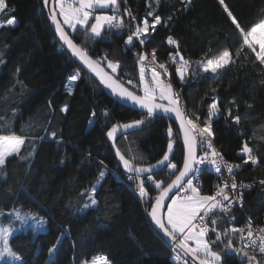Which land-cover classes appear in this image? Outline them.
I'll list each match as a JSON object with an SVG mask.
<instances>
[{
  "label": "trees",
  "instance_id": "trees-1",
  "mask_svg": "<svg viewBox=\"0 0 264 264\" xmlns=\"http://www.w3.org/2000/svg\"><path fill=\"white\" fill-rule=\"evenodd\" d=\"M7 2L9 13L15 16L17 24L12 28L0 29V52L6 58V63L0 65V117L3 118L0 124L9 123L18 134L22 126L30 124L28 137L42 136L44 140L36 141L38 151L30 164L18 157L10 158L7 179L0 177V208L11 212L13 207H20L35 211L47 220L45 230L21 231L10 238V244L23 255L26 264H49L48 248L57 242L58 237L61 243L55 253L56 264H82L99 254H107L114 264H183L182 258L152 227L148 203L140 202L131 188L135 184L126 179L107 142L106 132L113 123L130 122L140 119L143 114L110 100L71 59L47 22L42 0ZM217 3L218 0H193L188 10L184 11L180 0H161L158 8L153 0L152 9L165 23L149 33L143 50L150 53L152 48L157 49L158 62L166 63L174 89L181 92V99L189 114L195 112L200 116L201 124L206 119L207 105L211 103L210 89H217L215 95L221 112L213 118V143L225 160L242 164L239 150L243 142H249L254 151L264 152V139H261L264 137V84L261 83L264 71L261 66L258 62L252 63V56L249 55L237 60L215 80L209 74H204L188 83H181L175 74L176 65L168 55L170 51L174 54L175 49L166 43L169 35L178 39L181 55L192 61L193 67L205 53L212 56L224 48L234 51L238 45L234 25L222 32L213 28L197 31L191 45L186 46L189 31L184 24L204 19ZM225 3L229 8L237 4L246 9L237 17L243 26L258 20L264 10V0H225ZM121 7L124 9L126 6L121 3ZM127 7L137 17V23L149 10L146 0H128ZM169 16H173L170 22L167 20ZM148 19L151 23V18ZM126 21L129 22L128 17ZM69 34L76 43L87 47L93 58L109 53V59L121 61L118 75L123 78L126 87H132L126 83L127 79L138 82L139 65L134 53L141 49L138 46L125 49L123 37L127 32H105L102 39L90 38L83 30ZM5 45L9 47L5 48ZM18 66L21 68L19 79L26 86L23 89L19 85L12 88ZM102 67L111 74L105 64ZM76 71L80 72L81 79L70 81L69 76ZM69 86L74 90L71 96L66 93ZM205 93H208L207 98ZM232 98L239 104L238 109H233L234 115L242 117L239 125L231 123L226 117V109L231 107L229 101ZM48 101H51L52 109H49ZM65 103L69 106L66 114L60 112ZM247 104L253 107L248 108ZM14 108L15 113L12 111ZM104 108L110 113L107 122L101 114ZM93 110L97 113L96 123L90 125ZM169 125L177 135V129L169 120L156 117L138 129L119 132L116 147L126 158L135 156L137 159L134 162L137 164L155 163L166 150ZM53 131L58 137L62 136V143L48 138ZM182 153V143L178 141L174 145V162L178 166L182 164ZM62 158L63 164L60 163ZM99 161H104L106 176L97 183L101 168ZM29 170L31 174L25 179V173ZM235 171L238 179L252 184L253 188L244 193L242 210L233 209L230 216L217 214L222 217L217 224L221 232L231 227L241 228L249 217L254 224H264V190L258 184L260 179H264V155L260 156L258 166L249 163ZM167 172L164 169L155 178L170 182L174 177L167 176ZM17 178L25 180L23 187L16 183ZM199 179L202 193L210 194L214 181L212 170H204ZM93 185L97 189L95 198L98 204L77 211L83 203L90 202L81 193ZM9 187L11 192L7 191ZM146 187L151 197L158 194L153 186L146 184ZM232 216L235 219H231ZM3 218L0 217V220ZM61 232L65 234L60 236ZM210 235L214 238V234ZM239 236L237 233L233 237L237 247L243 244ZM226 264H241V258L235 254L228 255Z\"/></svg>",
  "mask_w": 264,
  "mask_h": 264
},
{
  "label": "snow or ice",
  "instance_id": "snow-or-ice-1",
  "mask_svg": "<svg viewBox=\"0 0 264 264\" xmlns=\"http://www.w3.org/2000/svg\"><path fill=\"white\" fill-rule=\"evenodd\" d=\"M153 0H146L149 10L146 16L137 23V17L127 7L128 0H53L54 6L49 9V15L52 23L55 25V31L58 34L60 44L65 50L75 58L84 68L88 70L99 84L108 90L114 103L130 105L134 109L142 112L140 119H134L125 123H113L106 132V137L115 149V155L118 157L119 165L126 174V179L135 184L136 194L139 199L148 203L150 211L148 215L162 234L168 238L177 248L178 253L184 257V264H226V256L235 254L241 258V264H262L264 262V235L254 236L251 217L247 225L245 235L244 228L231 227L221 232L217 228L218 221L222 219L217 214L230 216L234 207L238 206L241 210L244 208V193L241 189L250 190L252 184L237 183L234 169H240L243 165L249 163L258 166L260 156L264 152L254 151L249 142H243L239 150L243 163L233 164L225 160L223 154L215 147L213 140L215 131L213 129V118L220 114L221 109L219 100L215 95L216 88L210 89L212 93L211 103L207 105L206 119L201 124L200 116L192 112L189 114L181 100V92L174 89L171 83V73L166 63L158 62L157 49L154 47L151 52L143 50V46L149 39V33L155 32L158 25L165 22L162 17L152 9ZM161 0H154L157 8ZM121 3L126 7L123 9V15L120 13ZM186 11L192 5L193 0H180ZM223 11L226 13L238 38V45L235 50L224 48L219 53L209 56L205 53L204 57L195 62L185 59L180 53V42L172 35L167 36L166 43L175 49V53L169 52V60L175 65V74L179 77L181 83H188L190 80L200 78L204 74H209L212 79L218 78L224 71L232 66L237 60L252 56V63L258 62L264 71V10L258 20L249 25L243 26L237 16L233 14L225 0H218ZM50 0H43V5L49 7ZM108 9L112 14L102 10ZM181 9H177L180 11ZM62 18V22L57 17ZM125 17L129 22L125 23ZM151 18V23L148 18ZM173 16L167 18L168 22ZM17 24L14 15L9 13V4L7 0H0V29L12 28ZM65 26L76 32L83 30L93 39H102L105 32L120 34L127 29V34L123 37L125 49L136 48L140 46V51L135 52L136 62L139 65V80L134 82L127 79L126 83L131 85V89L122 82L123 78L118 75L121 67V61L109 59V53L93 58L89 55L87 47H82L76 43L65 31ZM166 26V25H165ZM231 39V37H226ZM9 47L5 45V48ZM209 52H212L209 49ZM178 58V59H177ZM6 63L5 54L0 52V65ZM105 64L111 70V74L102 67ZM21 68L15 69V83L23 89L26 87L23 81L19 79ZM207 78V77H206ZM81 79L79 71L69 76L70 81ZM264 84V80L261 81ZM11 89H9V92ZM71 86L66 88L68 96L73 95ZM139 93V94H138ZM208 97V93H205ZM231 107L226 109V117L231 123L239 125L242 117L239 114H233V109H238L235 98L229 101ZM49 109H52L51 101H48ZM248 108L253 107L247 104ZM13 113L16 109H12ZM69 106L67 103L61 106L60 112L67 113ZM105 122L110 117L107 108L101 113ZM169 115L179 124L178 136H182L183 153L182 164L178 166L174 162V145L178 142L177 135H174L171 125L168 126L166 150L160 159L155 163L137 164L134 161L135 156L126 158L125 154L116 147L117 134L123 129L135 130L146 125L152 119L163 115ZM97 113L91 112L89 124L96 123ZM0 119H3L0 117ZM31 125H24L20 128L19 134L9 123L0 124V177L7 179V168L11 163L10 158H19L21 161L32 162L35 153L38 151L36 141H43L44 137H28L27 133ZM57 143H62V136L58 137L56 132H51L49 137ZM264 139V137H261ZM27 141V146H26ZM22 148L24 152L22 153ZM198 148L200 155L197 154ZM89 157L91 153H88ZM64 163V158L60 160ZM101 165L98 171L97 183L104 180L106 176V166L104 161H99ZM204 166V167H202ZM226 169L231 178V184L227 182L218 184L215 192L211 195L202 193L200 175L204 170H214L220 174L221 170ZM167 169V176L174 177L167 182L165 179H156V174ZM30 170L25 173V179L30 176ZM16 183L20 187L24 186L25 180L17 178ZM147 185L153 186V190L158 194L153 198L150 196ZM258 184L264 190V179H260ZM231 190V194L225 189ZM7 191L11 192L9 187ZM97 189L95 185L81 195H86L87 200L77 211L90 209L98 204L95 198ZM171 194V195H170ZM166 200L170 203L165 204ZM166 208V211H165ZM0 217H5L7 223L0 222V261L8 258L10 261H17L19 264H26L23 255L14 249L10 244V238L19 233L16 223L19 222L20 228L30 226L34 229H45L47 220L33 211L22 212L20 208L13 207L11 212H6L0 208ZM231 219H235L234 216ZM31 221V225L29 222ZM264 233V229H260ZM210 233L214 234V238ZM239 233V239L243 242L241 247L233 243V237ZM26 234V233H25ZM65 233L61 232L60 236ZM259 241V242H258ZM61 243L60 238L48 248L49 264H56L55 253ZM219 248V251L214 250ZM190 258V259H189ZM88 264V262H82ZM90 264H114L107 254L94 256Z\"/></svg>",
  "mask_w": 264,
  "mask_h": 264
},
{
  "label": "rangeland",
  "instance_id": "rangeland-1",
  "mask_svg": "<svg viewBox=\"0 0 264 264\" xmlns=\"http://www.w3.org/2000/svg\"><path fill=\"white\" fill-rule=\"evenodd\" d=\"M105 10H108V9H105ZM230 10H232L233 14L235 16H237V17H238V15L246 12L245 8H243V7H241V6L237 5V4H234L230 8ZM109 11H104V12H107L108 14H111ZM59 19L62 22V18L59 17ZM184 25L189 31L188 35H187V38H186V46L189 47L191 45V43H192L193 35H194L195 32L200 31L202 29H206V28H213V29H216V30L222 32V31H224L227 27H229L232 24H231L229 18L227 17L226 13L223 11L221 5L219 3H217L215 5V7L211 10V12L209 13V15L207 17H205L202 20L189 21V22L185 23ZM65 28L69 32H72V30L68 29L66 26H65ZM108 70L111 73V70L110 69H108ZM132 188H133V190L136 189L135 185L132 186ZM169 203H170V201H169ZM17 208H20V207H17ZM20 210L22 212L31 211V210H25V209H22V208H20ZM165 211H166V209H165ZM33 212H35V211H33ZM38 215L44 217L43 215H41L39 213H38ZM0 222L7 223V220L5 218H3V219L0 220ZM29 225H31V221L29 222ZM16 226L19 229V232L25 231L27 229H33L36 232L45 230V229L41 230V229H38V228L34 229V228L30 227V226H24L23 228H20L19 222L16 223ZM90 261H88V264H90ZM2 262H6V263H10V264H19V262L10 261V260H8V258H5V260L0 261V263H2ZM182 263L184 264V261H182Z\"/></svg>",
  "mask_w": 264,
  "mask_h": 264
},
{
  "label": "water",
  "instance_id": "water-1",
  "mask_svg": "<svg viewBox=\"0 0 264 264\" xmlns=\"http://www.w3.org/2000/svg\"><path fill=\"white\" fill-rule=\"evenodd\" d=\"M54 6V4H53V0H50V4H49V7H45L44 5H43V0H42V7H43V11H44V14H45V17H46V19H47V22L49 23V26H50V28H51V30L53 31V33H54V35H55V37H56V39L58 40V42H59V37H58V34L56 33V31H55V25L52 23V21H51V19H50V15H49V9L51 8V7H53ZM58 19H59V17H57ZM66 31V30H65ZM60 43V42H59ZM61 45V44H60ZM62 46V45H61ZM62 48H64L63 46H62ZM65 49V48H64ZM66 51V50H65ZM67 52V51H66ZM67 54L71 57V55L67 52ZM71 59L89 76V77H91L95 82H96V84L99 86V88L102 90V92L110 99V100H112L113 101V99H112V97L109 95V93H108V90H106V89H104L103 88V85H100L99 84V81H98V79L97 78H95L94 77V75L93 74H91L90 72H88V70L86 69V68H84L75 58H73V57H71ZM106 71V70H105ZM117 104H119V105H121V106H123V107H125V108H128V109H131V110H133V111H135V112H140V113H142L140 110H138V109H134L133 107H131L130 105H123V104H120V103H117ZM160 117H163V118H166L167 120H169L174 126H175V128L177 129V131H178V129H179V124H178V122H176L175 120H174V118H172V117H170L169 115H167V114H165V115H163V116H160ZM121 132H125L123 129H122V131ZM178 141L180 142V143H182V145H183V141H182V136H179V138H178ZM107 142H108V144H109V146H110V148H111V150H112V152H113V154L115 155V149L112 147V145H111V142L108 140V138H107ZM197 154H198V150H197ZM115 157H116V155H115ZM116 159H117V162H118V157H116ZM118 164H119V162H118ZM120 166V165H119ZM121 167V166H120ZM122 168V167H121ZM123 170V169H122ZM171 195V194H170ZM169 201L170 200H166L165 201V204H167V203H169ZM166 209V208H165ZM150 211V209L148 210V212ZM148 217H149V220H150V222H151V225H152V227L163 237V239L167 242V244L171 247V248H173L174 249V251L182 258V260L184 261V257H182V255H180L179 253H178V250H177V248L175 247V245L168 239V238H166L163 234H162V232L158 229V227L154 224V222L151 220V218H150V216L148 215ZM190 259V258H189Z\"/></svg>",
  "mask_w": 264,
  "mask_h": 264
},
{
  "label": "built area",
  "instance_id": "built-area-1",
  "mask_svg": "<svg viewBox=\"0 0 264 264\" xmlns=\"http://www.w3.org/2000/svg\"><path fill=\"white\" fill-rule=\"evenodd\" d=\"M120 13H121V15H123V9H122V7H120ZM126 18L127 17H125V23L127 24V21H126ZM123 32H127V29H124L123 30ZM112 33V32H111ZM137 46H138V48H140V46L137 44ZM136 57V56H135ZM178 59V58H177ZM176 90V89H175ZM177 91H179V90H177ZM180 92V91H179ZM182 100V99H181ZM182 103H183V101H182ZM184 104V103H183ZM219 115V114H218ZM217 115V116H218ZM234 124V123H233ZM200 154H202L201 153V151H200V149L198 148V155H200ZM227 161V160H226ZM228 162V161H227ZM230 163V162H229ZM202 167H204V166H202ZM212 172H213V176H214V181H213V183H212V189H211V193L209 194V195H211V194H213L214 192H215V190H216V188H217V185L218 184H223L224 182H227L229 185L231 184V178H230V176H229V174L227 173V171H226V169H223L222 168V170H221V173L220 174H217V173H215L214 172V170H212ZM234 172H235V177H236V171H235V169H234ZM236 181H237V183L239 184V183H243V184H250V183H248V182H244L243 180H240V179H238L237 177H236ZM132 188V187H131ZM253 188V187H252ZM133 189V188H132ZM135 190V191H134ZM133 191H134V193L136 194V189H134ZM225 191L226 192H229L230 194H231V190H230V188L229 189H225ZM241 191H243V193H246L247 191H249L248 189H241ZM137 195V194H136ZM138 197V196H137ZM140 200V202L141 203H143V201L141 200V199H139ZM236 208H239L238 206H236V207H234L233 209H236ZM240 209V208H239ZM248 223H249V219L248 220H246L245 222H244V224L242 225V227L241 228H244L245 229V235H246V233H247V230H248V228H247V225H248ZM251 225H252V230H253V233H254V236H258V235H264V233H261L260 232V229H264V224L263 225H257V224H254L252 221H251ZM259 242V241H258Z\"/></svg>",
  "mask_w": 264,
  "mask_h": 264
},
{
  "label": "crops",
  "instance_id": "crops-1",
  "mask_svg": "<svg viewBox=\"0 0 264 264\" xmlns=\"http://www.w3.org/2000/svg\"><path fill=\"white\" fill-rule=\"evenodd\" d=\"M111 12V11H110ZM112 14V13H111Z\"/></svg>",
  "mask_w": 264,
  "mask_h": 264
}]
</instances>
